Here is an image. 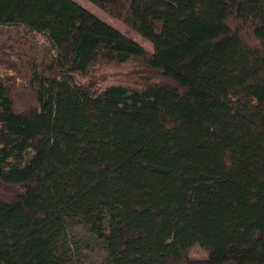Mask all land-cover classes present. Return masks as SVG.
<instances>
[{
  "label": "trees",
  "instance_id": "trees-1",
  "mask_svg": "<svg viewBox=\"0 0 264 264\" xmlns=\"http://www.w3.org/2000/svg\"><path fill=\"white\" fill-rule=\"evenodd\" d=\"M86 1L152 54L73 0H0L53 52L0 41V264H264V0Z\"/></svg>",
  "mask_w": 264,
  "mask_h": 264
},
{
  "label": "rangeland",
  "instance_id": "rangeland-1",
  "mask_svg": "<svg viewBox=\"0 0 264 264\" xmlns=\"http://www.w3.org/2000/svg\"><path fill=\"white\" fill-rule=\"evenodd\" d=\"M73 1L83 6L91 13L95 14L104 22L109 23L120 32L126 34L131 40L141 45L145 49L148 57L152 54V45L147 40L129 29L125 24L121 23L118 20L105 16L102 11H100L96 6L86 0ZM6 35H12L21 42L22 48L17 56V59L18 62L25 68L33 69L34 67H36L38 68L37 71H41L44 64L50 61L53 52L49 49L47 43L41 37L30 34L22 26H0V41ZM34 63H36V66H33ZM112 70V67H100L97 68L93 73H95V75H100L103 72L111 73ZM113 83L115 82L110 79L105 83V86L111 85ZM203 255H205V250L198 245H195L183 253L182 260L179 264H184L185 260L189 257H201ZM102 257L103 253L99 250H95L94 252L90 253L87 258H84L85 260H83V264H100Z\"/></svg>",
  "mask_w": 264,
  "mask_h": 264
}]
</instances>
